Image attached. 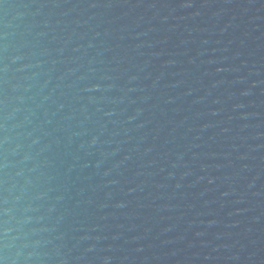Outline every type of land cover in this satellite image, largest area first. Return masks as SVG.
<instances>
[{
  "label": "water",
  "instance_id": "water-1",
  "mask_svg": "<svg viewBox=\"0 0 264 264\" xmlns=\"http://www.w3.org/2000/svg\"><path fill=\"white\" fill-rule=\"evenodd\" d=\"M0 264H264V0H0Z\"/></svg>",
  "mask_w": 264,
  "mask_h": 264
}]
</instances>
